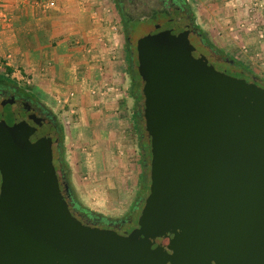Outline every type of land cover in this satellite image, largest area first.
I'll list each match as a JSON object with an SVG mask.
<instances>
[{"label": "water", "instance_id": "1", "mask_svg": "<svg viewBox=\"0 0 264 264\" xmlns=\"http://www.w3.org/2000/svg\"><path fill=\"white\" fill-rule=\"evenodd\" d=\"M136 58L150 150L136 226L72 213L56 117L0 99V264H264V85L217 70L173 9Z\"/></svg>", "mask_w": 264, "mask_h": 264}, {"label": "crops", "instance_id": "2", "mask_svg": "<svg viewBox=\"0 0 264 264\" xmlns=\"http://www.w3.org/2000/svg\"><path fill=\"white\" fill-rule=\"evenodd\" d=\"M106 1L0 0V72L8 68L63 125L68 182L79 202L113 217L143 204L144 140L128 49ZM230 1L241 0L221 5Z\"/></svg>", "mask_w": 264, "mask_h": 264}, {"label": "rangeland", "instance_id": "3", "mask_svg": "<svg viewBox=\"0 0 264 264\" xmlns=\"http://www.w3.org/2000/svg\"><path fill=\"white\" fill-rule=\"evenodd\" d=\"M186 2L196 25L214 46L221 49L230 59L236 60L239 67L245 69L252 77H256L264 84V0H241L238 3L230 1V3H234V5L231 4L230 8L221 5L224 0H186ZM105 4L110 7L109 13L114 16L117 31L122 34L125 48L128 47L130 51L132 69L138 73L136 42L141 36L151 31L156 23L169 17L170 4L167 2L165 5L163 0H125L123 1L125 10L123 16L114 0H107ZM125 32L128 35V41L123 36ZM215 67L221 68L219 64H215ZM0 75L27 92L25 83L15 80L10 74L7 75L4 72H0ZM139 81L141 87L142 81L140 79ZM143 99L142 97L136 109H142ZM139 125L143 132V146L147 149L149 137L144 129L143 119L139 121ZM58 126L59 129L63 128V125L58 124ZM145 154H147L146 160L149 164L150 157L147 150ZM148 169L149 165L147 166ZM75 195L77 200H80L76 191ZM82 200L87 203L86 199ZM141 207L142 205L139 204L137 208L131 207V210L125 214L108 218L112 219L111 221L130 218L135 223ZM103 217L107 216L103 215Z\"/></svg>", "mask_w": 264, "mask_h": 264}, {"label": "flooded vegetation", "instance_id": "4", "mask_svg": "<svg viewBox=\"0 0 264 264\" xmlns=\"http://www.w3.org/2000/svg\"><path fill=\"white\" fill-rule=\"evenodd\" d=\"M115 4L118 6L119 11H122V14H124V5L123 1L125 0H114ZM132 1V0H129ZM163 3L166 5L165 0ZM169 10L173 9L176 12H180L183 17L186 18V20L190 23V26L193 29V32L196 36H198V39L202 43L204 47H206L208 54H209V61L214 65L219 64L221 66L220 69H216L224 72L228 75L238 77V78H244L245 80L249 81L252 80L251 74H249L245 69L239 67L238 63L234 59H230L227 55L223 53V51L219 48L215 49L213 48L204 38L202 35V32L200 31L199 27L196 25L193 15L191 14L190 9L188 8L186 1L184 0H169ZM257 82L264 85L261 81L257 80ZM142 93V92H141ZM7 98H13L16 102H27L28 105L32 110H34L36 113L43 115V113L46 111L44 107L40 105V103L35 100L33 97L28 96L27 92L23 91L21 88L17 86H3L0 87V99L4 100ZM0 100V101H1ZM143 112V110H142ZM144 120V117H143ZM57 124V122H56ZM58 127V124H57ZM59 130V129H58ZM60 134V131H59ZM60 182H63L65 178L63 175L58 174ZM64 193L67 197V200L69 202L71 191L68 189V191L64 190ZM70 203V202H69ZM84 219H82L83 222L88 224H94L97 226H100L102 228H110V229H116L120 232H129L136 226V222L133 223V221L130 218L121 219L119 221H105L104 219H99L98 217H88L87 215H83Z\"/></svg>", "mask_w": 264, "mask_h": 264}, {"label": "trees", "instance_id": "5", "mask_svg": "<svg viewBox=\"0 0 264 264\" xmlns=\"http://www.w3.org/2000/svg\"><path fill=\"white\" fill-rule=\"evenodd\" d=\"M164 1V0H163ZM186 1V0H184ZM165 2H169V0H165ZM187 4V2H186ZM171 5V4H170ZM169 5V6H170ZM191 11V10H190ZM122 16L124 14L120 13ZM192 14V13H191ZM194 19V17H193ZM195 21V20H194ZM201 31V30H200ZM202 32V31H201ZM203 38L215 49H217L214 44L206 37V35L202 32ZM127 41H128V35H127ZM127 45H129V43H127ZM128 49V47H127ZM128 54H129V66H128V73L130 76V89H129V93L130 95L133 97L134 102H135V106L137 108L138 103L140 102V100L142 99L143 95L141 93V88H142V82H141V87H140V81L141 80L140 76L138 75V73H136V71H134V69H132V59L130 56V51L128 49ZM10 70L8 68H6V73L7 75L10 74ZM8 85H12L15 86V83L10 82L8 79H6L5 77H2L0 75V87L3 86H8ZM28 96H31L30 93H27ZM135 114L136 117L138 118L139 121H141L143 119V112L142 109H135ZM59 129V126H58ZM60 134H59V142L58 144H56L55 146V162H56V172L57 175L61 174L63 175V177L65 178L66 181H68V177H69V169H68V165L67 162L64 158V148H63V139H62V133L61 130L59 129ZM141 131V135H142V130ZM147 150L149 157H150V153H149V145L147 147V149L145 148V146H143L141 148V166H142V174H141V180L144 183V189H145V196L148 193V187H149V173L147 170V166L149 165L147 163L146 160V155L145 151ZM69 183V182H68ZM69 189L71 191V196H70V200H69V206L70 209L72 211V213H74L76 216H78L81 220L84 219L83 215H87L88 217H101L102 219H104L105 221H111L112 219H109L108 217H103L102 214H99L95 211L90 210L89 208L85 207L84 205H82L79 200H77L75 192L73 191V189L71 188V186H69ZM114 220V219H113ZM115 221V220H114Z\"/></svg>", "mask_w": 264, "mask_h": 264}]
</instances>
